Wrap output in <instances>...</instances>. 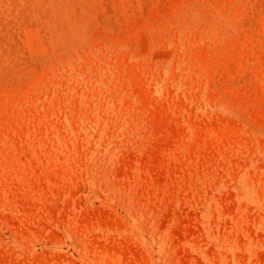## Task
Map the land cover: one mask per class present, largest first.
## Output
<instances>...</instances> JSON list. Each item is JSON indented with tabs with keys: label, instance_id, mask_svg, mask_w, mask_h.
Returning <instances> with one entry per match:
<instances>
[{
	"label": "rangeland",
	"instance_id": "1",
	"mask_svg": "<svg viewBox=\"0 0 264 264\" xmlns=\"http://www.w3.org/2000/svg\"><path fill=\"white\" fill-rule=\"evenodd\" d=\"M263 19L0 0V264H264Z\"/></svg>",
	"mask_w": 264,
	"mask_h": 264
},
{
	"label": "bare ground",
	"instance_id": "2",
	"mask_svg": "<svg viewBox=\"0 0 264 264\" xmlns=\"http://www.w3.org/2000/svg\"><path fill=\"white\" fill-rule=\"evenodd\" d=\"M162 1V0H161ZM131 3V2H130ZM152 5V4H151ZM241 5V4H240ZM155 8V7H154ZM211 8V7H210ZM239 9V8H238ZM150 12V11H149ZM245 12V11H244ZM142 15V14H141ZM171 16V15H170ZM142 17V16H141ZM259 17V16H258ZM142 20V19H141ZM136 23V22H135ZM261 26H259L260 28H258V29H260L258 32H260V33H263L264 34V19L261 21ZM137 25V24H136ZM255 26V25H254ZM96 27V26H95ZM94 27V28H95ZM99 28V27H98ZM97 28V29H98ZM143 29V28H142ZM93 30V29H92ZM95 30V29H94ZM138 31V30H137ZM136 32V31H135ZM143 32V31H142ZM211 32V31H210ZM145 33V32H144ZM211 34V33H210ZM139 35V34H138ZM141 35V37H142V34H140ZM120 36V35H119ZM175 36H176V33H175ZM147 37V36H146ZM187 37V36H186ZM258 37V36H257ZM138 38V37H137ZM119 39V38H118ZM261 40V39H260ZM137 41V40H136ZM147 41V40H146ZM166 44V43H165ZM200 44V43H199ZM178 45V44H177ZM116 47V46H115ZM135 47V46H134ZM147 47V46H146ZM149 48V47H148ZM118 49V48H117ZM146 49V48H145ZM160 49V48H159ZM218 49V48H217ZM136 50H137V48H136ZM163 50V49H162ZM165 50V49H164ZM206 51V50H205ZM245 51H247V50H245ZM143 52V51H142ZM159 53H161V52H159ZM164 53H165V51H164ZM219 53V52H218ZM244 53V52H243ZM101 56V55H100ZM165 56V55H164ZM201 56V55H200ZM159 57V56H158ZM259 58H261L260 56H259ZM157 59V58H156ZM218 59V58H217ZM106 60V59H105ZM174 65V64H173ZM219 66V65H218ZM139 68H140V66H139ZM253 68V67H252ZM82 69H83V67H82ZM259 70V69H258ZM175 71V70H174ZM161 72V71H160ZM126 74V73H125ZM149 74V73H148ZM78 77V76H77ZM142 78V77H141ZM133 79V78H132ZM131 79V80H132ZM251 79V78H250ZM137 80V79H136ZM139 82H140V80H138ZM23 82V81H22ZM210 83H212V82H210ZM258 83V82H257ZM230 84V83H229ZM48 85V84H47ZM245 86V85H244ZM78 87V86H77ZM30 88V87H29ZM153 88V87H152ZM227 88V87H226ZM30 90V89H29ZM85 91V90H84ZM146 91H147V89H146ZM179 91V90H178ZM2 92V91H1ZM193 92V91H192ZM233 92V91H232ZM234 93V92H233ZM16 95V94H15ZM141 95V94H140ZM156 95V94H155ZM174 95V94H173ZM232 95V94H231ZM145 96V94H143V97ZM181 96V95H180ZM246 96V95H245ZM263 97V96H262ZM165 98V97H164ZM21 99V98H20ZM174 99V98H173ZM33 100H34V98H33ZM181 101H184L183 100V98H182V100ZM22 105V104H21ZM252 105V104H251ZM77 106V105H76ZM158 106H159V104H158ZM165 106H166V104H165ZM260 106V105H259ZM247 107V106H246ZM135 108V107H134ZM192 108V107H191ZM8 109H9V107H8ZM63 109V108H62ZM251 109V108H250ZM260 109V108H259ZM68 110V109H67ZM145 110V109H144ZM166 110H167V108H166ZM254 110V109H253ZM9 111V110H8ZM49 112V111H48ZM251 112V111H250ZM164 114V113H163ZM252 114V113H251ZM60 115V114H59ZM157 115V114H156ZM159 115V114H158ZM170 115V114H169ZM177 116V115H176ZM179 116V115H178ZM186 116V115H185ZM262 116V115H261ZM26 117V116H25ZM180 117V116H179ZM193 117V116H192ZM232 117V116H231ZM264 117V116H263ZM150 118V117H149ZM174 118V117H173ZM205 118V117H204ZM229 119V118H228ZM232 119H233V117H232ZM235 119V118H234ZM259 119V117L256 119V120H258ZM236 120V119H235ZM252 120H254V119H252ZM259 121H260V119H259ZM262 121V120H261ZM216 122V121H215ZM178 123V122H177ZM193 123V122H192ZM202 123V122H201ZM237 123V122H236ZM30 124V123H29ZM220 124V123H219ZM227 124H229V125H232V122H227ZM31 125V124H30ZM223 125V124H222ZM204 126V125H203ZM217 127V126H216ZM218 128V127H217ZM1 129V128H0ZM52 129V128H51ZM227 129V128H226ZM202 130H203V128H202ZM185 131V130H184ZM181 132V131H180ZM83 133V132H82ZM208 134V133H207ZM247 134V133H246ZM23 135V134H22ZM200 135V134H199ZM226 135H227V133H226ZM231 135H232V133H231ZM243 135V134H242ZM258 135V134H257ZM30 136V135H29ZM236 137V136H235ZM259 137V136H258ZM225 138V137H224ZM264 139V138H263ZM229 140H230V137H229ZM17 141V140H16ZM36 141V140H35ZM226 141V140H225ZM231 141V140H230ZM242 141V140H241ZM102 143V142H101ZM171 144H172V142H170ZM58 146V145H57ZM162 147V146H161ZM173 147V146H172ZM166 148H167V146H166ZM221 148V147H220ZM38 149V148H37ZM162 149V148H161ZM174 149V148H173ZM176 150V149H175ZM3 151H4V149H3ZM176 152V151H175ZM178 152V151H177ZM154 153V152H153ZM182 153V152H181ZM154 155V154H153ZM8 156V155H7ZM187 156V155H186ZM156 157V156H155ZM155 157H154V159H155ZM23 158H24V155H23ZM44 159V158H43ZM83 161V160H82ZM97 161V160H96ZM130 161V160H129ZM15 163V162H14ZM127 163V162H126ZM165 165V164H164ZM27 166V165H26ZM73 166V165H72ZM123 166V165H122ZM121 166V167H122ZM36 167V166H35ZM119 166H117L116 168H118ZM173 167V166H172ZM60 168V167H59ZM163 169H164V167H163ZM60 170V169H59ZM29 171V170H28ZM58 173V172H57ZM5 174V173H4ZM59 174V173H58ZM161 175V174H160ZM1 177H2V175H0ZM11 176V175H10ZM42 176H43V174H42ZM8 178H9V176H8ZM12 179V178H11ZM3 180V179H2ZM45 181V180H44ZM250 181V180H249ZM6 182V181H5ZM42 182V181H41ZM68 183V182H67ZM25 184V183H24ZM35 184V183H34ZM37 185V184H36ZM13 186V185H12ZM16 186V185H15ZM63 186V185H62ZM21 187V186H20ZM86 187V186H85ZM39 188H40V185H39ZM59 188V187H58ZM45 189H46V187H45ZM62 189V188H61ZM59 190V189H58ZM239 190V189H238ZM40 191V190H39ZM234 191V190H233ZM9 192H10V190H9ZM19 192V191H18ZM56 192V191H55ZM72 192V191H71ZM216 193V192H215ZM235 193V192H234ZM11 194V193H10ZM20 194H22V193H20ZM225 194V193H224ZM28 195V194H27ZM37 195V194H36ZM61 195V194H60ZM12 197V196H11ZM19 197V196H18ZM26 197V196H25ZM42 197V196H41ZM103 198V197H102ZM3 199V198H2ZM30 199V198H29ZM233 199V198H232ZM15 200V199H14ZM21 200V199H20ZM25 200V199H24ZM42 200V199H41ZM79 200V199H78ZM1 201V200H0ZM26 202H27V200H25ZM30 201H32V200H30ZM34 201H35V199H34ZM57 201V200H56ZM82 201V200H81ZM16 202V201H15ZM21 202H22V200H21ZM59 202V201H58ZM71 202V201H70ZM95 202V201H94ZM19 203V202H18ZM40 203V202H39ZM53 203V202H52ZM60 203V202H59ZM232 203V202H231ZM244 203H245V201H244ZM2 204V203H1ZM25 204V203H24ZM31 204H32V208H33V203L31 202ZM49 204H50V202H49ZM17 205V204H16ZM26 205V204H25ZM25 205H24V207H25ZM53 205V204H52ZM56 205H57V202L56 203H54V205H53V214H52V216L54 217V216H56L55 215V209H56ZM28 206V205H27ZM66 206V205H65ZM247 206H248V204H247ZM18 207H21V206H18ZM70 207V206H69ZM7 208V207H6ZM23 208V207H22ZM21 208V209H22ZM29 208V207H28ZM35 208V207H34ZM102 208V207H101ZM24 209V208H23ZM30 209V208H29ZM36 209V208H35ZM65 209V208H64ZM103 209V208H102ZM20 210V209H19ZM28 210V209H27ZM193 210V209H192ZM61 211V210H60ZM65 211H67V210H65ZM73 211V210H72ZM77 211V210H76ZM112 211V210H111ZM7 212V211H6ZM43 212V211H42ZM58 212V211H57ZM97 212V211H96ZM179 212V211H178ZM34 213V212H33ZM67 213V212H66ZM21 214V213H20ZM62 214H63V212H62ZM77 214V213H76ZM249 214V213H248ZM19 215V214H18ZM45 215V214H44ZM61 215V214H60ZM64 215V214H63ZM107 215V214H106ZM113 215V214H112ZM240 215V214H239ZM245 215V214H244ZM1 216V215H0ZM4 216V215H3ZM10 216V215H9ZM12 216V215H11ZM67 216V215H66ZM89 216V215H88ZM94 216V218H95V215H93ZM97 216H98V214H97ZM168 216V215H167ZM236 216H237V214H236ZM19 217H20V215H19ZM22 217V216H21ZM31 217V216H30ZM69 217V216H68ZM185 217V216H184ZM190 217V216H189ZM246 217V216H245ZM27 218H28V216H27ZM45 218V217H44ZM55 218V217H54ZM110 218H111V216H110ZM186 218V217H185ZM23 219V218H22ZM41 219V218H40ZM56 219V218H55ZM66 219V218H65ZM108 219V218H107ZM249 219V218H248ZM7 220V219H6ZM5 220V221H6ZM12 220V219H11ZM29 220H31V219H29ZM57 220V219H56ZM71 220V219H70ZM104 220V219H103ZM167 220V219H166ZM2 221V220H1ZM18 221V220H17ZM32 221V220H31ZM113 221V220H112ZM104 222V221H103ZM111 222V221H110ZM238 222V221H237ZM13 223H15V220H14V222ZM18 223V222H17ZM96 223V222H95ZM193 223V222H192ZM22 224V223H21ZM104 225H105V223H103ZM198 224V223H197ZM12 225V224H11ZM16 225V224H15ZM29 225V224H28ZM61 225V224H60ZM190 225V224H189ZM21 226V225H20ZM30 226V225H29ZM34 226V225H33ZM18 228V227H17ZM16 228V229H17ZM23 228V227H22ZM34 229V228H33ZM183 229H184V226H183ZM191 228H189V230H190ZM195 229V228H194ZM178 230V229H177ZM181 232V231H180ZM95 233V232H94ZM199 233V232H198ZM253 233V232H252ZM182 234V233H181ZM111 235V234H110ZM253 235H254V233H253ZM101 236V235H100ZM112 236V235H111ZM231 236V235H230ZM238 236V235H237ZM241 236V235H240ZM116 237V236H115ZM122 237V236H121ZM156 237V236H155ZM98 238V237H97ZM105 238V237H104ZM127 239V238H126ZM100 240H102V238L100 239ZM98 241V240H97ZM112 241H114V240H112ZM179 241V240H178ZM105 242V241H104ZM116 242V241H115ZM127 242V241H126ZM106 243V242H105ZM88 245H90V244H88ZM119 245H121L120 244V242H119ZM209 245H211V244H209ZM212 246V245H211ZM124 247H125V245H124ZM131 247V246H130ZM182 247V246H181ZM103 248H104V246H103ZM126 248V247H125ZM110 250V249H109ZM123 250V249H122ZM134 250H135V248H134ZM143 250V249H142ZM186 250V249H185ZM188 250V249H187ZM1 252V251H0ZM140 252V251H139ZM238 252V251H237ZM180 253V252H179ZM191 253V252H190ZM124 254H126V252L124 253ZM135 254V253H134ZM155 254V253H154ZM181 254V253H180ZM239 254V253H238ZM246 254V253H245ZM146 255V254H145ZM195 255V254H194ZM216 255V254H215ZM230 255V254H229ZM127 256V255H126ZM140 256V255H139ZM185 256V255H184ZM242 256V255H241ZM131 257H132V255H131ZM180 257H182V255L180 256ZM197 257H198V254H197ZM184 258V257H183ZM201 258V257H200ZM126 259V258H125ZM141 259V258H140ZM195 259V258H194ZM127 260V259H126ZM200 260V259H199ZM109 261H111V260H109ZM132 261H133V258H132ZM142 261V260H141ZM188 261V260H187ZM245 261V260H244ZM125 262V261H124ZM135 262V261H134ZM252 262V261H251ZM127 263H129V262H127ZM230 264H231V262H230Z\"/></svg>",
	"mask_w": 264,
	"mask_h": 264
}]
</instances>
